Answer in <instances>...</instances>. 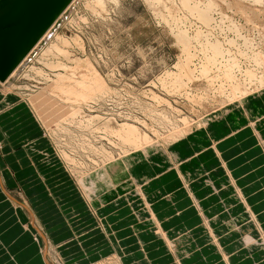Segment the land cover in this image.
I'll use <instances>...</instances> for the list:
<instances>
[{
	"label": "rangeland",
	"instance_id": "374dc122",
	"mask_svg": "<svg viewBox=\"0 0 264 264\" xmlns=\"http://www.w3.org/2000/svg\"><path fill=\"white\" fill-rule=\"evenodd\" d=\"M95 1L86 0L85 2L84 0L79 3H73L72 1L60 15L57 20L58 22H55L56 25L51 28V38L44 41L45 43L43 42L36 49L30 57L31 59H29L17 75L18 77L16 76L10 80L5 87H3L0 81V182L2 183L4 178L1 173L5 172L6 176H8L6 180L8 183L5 186L10 197L13 199L14 208L20 206L22 210L24 208L30 215V223L35 229V240L41 247L44 264L78 263L75 262L74 259L76 258L74 256L72 258L69 257L70 259L60 256L57 244H53L47 239L37 221L36 215L31 210L35 207V197L38 196L37 194L41 192L42 188H47L52 191L54 194L53 201L60 202L63 198L64 200L67 198L70 200L76 196L75 194L70 196L74 191L70 192L69 189L74 187L76 190L78 189V196L88 202L91 199L90 193L92 192L88 188L92 187V184H102L106 179L111 177L110 172L114 170L112 169L113 166L110 160H115L117 163L121 162L118 165L121 167L126 166H124V163L128 166L132 162L131 159L133 158L130 155L133 153L124 152L122 149L127 148L121 143L116 142L117 139L112 135L105 132L104 128L106 125H109L108 123L110 121H112L110 123L111 127L116 129L118 127L117 121H120V124H122L118 118L120 119L121 117L122 119L124 117L126 119V116H129L130 119L127 120L132 119V123H137V126L141 128V134L143 136H147L149 141H156L162 145V143H168L173 138L172 136L177 134L175 129L182 128L185 125L190 127L191 124H193V127L198 126L199 124H203L204 121L205 123L207 121L209 122L213 118H217L218 115H221V110L223 109L218 107L222 103L220 94H215L217 96L214 98L202 99L201 104L203 105L201 106L199 102L196 103L194 100L189 99L185 94V90L180 91L177 89V91V86H174L172 79L169 78V73L175 74V72L178 73L180 71L179 68L175 69V67H177L180 59H182L181 57L184 56L182 49H180L181 46L177 44L168 25L170 22L168 19L172 17L168 14L169 11L175 10L176 16L174 17L177 19L178 17H183V12H179L178 6L175 4L177 0H172V2L171 0H163L162 4H156L155 0H114L116 3L113 0H97L96 3L99 2L100 5L95 4ZM218 1L219 11H224L227 15L229 14L228 16L234 19V25L239 24L241 27L237 25L240 36L235 27H231L228 19H224L222 25L221 16L216 13H214V17L221 24H219L221 27L216 26L215 29H212V26L211 32L209 31L208 33L212 34V38L214 37L224 42L225 48L231 49L230 52L233 54V57L240 64H244L242 66H246L251 62L245 57H242L241 51L245 52L246 55L259 52L264 54V37L261 36L263 31L261 35L259 34L261 30H264V17H257L251 14L254 10L257 12L259 7L264 9V5H256L252 2L253 0H250L251 2L249 0H241L250 3V6L246 3L245 5L244 3L242 4L247 8L249 6L248 9L251 8L252 12L247 9L248 14L252 17L254 16L251 18L252 21L247 22L246 19H243L245 17L241 18L242 13L236 12L235 9V12L233 9H227L226 3L230 4L234 0ZM93 3L97 6L95 7ZM221 3H223L222 5L224 7H222ZM160 5H163L162 7L166 9H162ZM160 13L161 16L159 15ZM257 13L259 15L260 11ZM162 15L166 16L165 20H162L164 19ZM188 17H191L189 22H184H186V29L190 37L194 38L196 31L200 29L204 34H207L205 25L201 27V21L196 18L194 19V17L192 18L191 15ZM256 17L261 20L259 21L263 25L262 27L259 21L257 22ZM218 23L214 25H218ZM240 24L244 26V29ZM251 24L253 28H248L252 27ZM171 25L172 27L176 26L181 28L184 26V24L174 23L173 21ZM230 28L231 30L234 28L235 31H231ZM249 29L251 32H249ZM247 31L249 40H253L252 44L249 45L242 38V35L248 36ZM232 32L233 34L236 32L237 35H233ZM226 40H233L235 44L231 45ZM195 41L193 40L192 43L193 50L199 52L201 49V53L199 52L200 54L193 60V65L191 64L194 66L193 68L200 67V63L203 60L201 58L203 57V46ZM52 43L61 47V50L66 54L61 53L58 56L53 53H48L46 55V51ZM253 46H255L254 50L252 48ZM235 47L237 48L235 49ZM239 50L240 52H238ZM234 52H236L237 56ZM56 63L68 66L70 70L76 66L75 68L82 70L83 74L87 72V74L95 75L102 82V86L104 84L105 91L103 96L99 95L94 100L89 101V107H83L82 112L86 117L89 116V123L85 120L82 123L77 122L78 124L70 126L62 125L64 126V131H60V127L52 124L53 120L49 119L47 115H41L35 105L30 104L29 100H33L39 92H43L48 84L51 85L54 81L53 79L56 80V75L68 74L63 68L56 67ZM51 64L52 66L54 64L55 67L51 68L49 66ZM33 66L35 69H30ZM85 69H88L90 72ZM200 70L201 68L194 72L197 77L196 82L195 79L194 81L192 80L194 84L191 81L187 86L191 88H186V91L192 93L193 96H202L206 90H209L206 78L200 76ZM82 71H77L79 74L78 77L77 73L76 77L75 75L73 77L80 79L83 75ZM216 74L217 70H213L211 73L212 77L217 76ZM205 88L206 90L204 91ZM47 95L49 98L58 100L60 106L68 102L65 99L62 100L60 97L61 100L53 97L55 94L50 91ZM6 98L8 101H6ZM217 101L221 102L219 103ZM24 105L28 110L27 112L31 114V117L29 120L21 121V124H19L17 122H20L21 112L18 113V111ZM33 107L35 109L32 110ZM71 107L77 108L78 106L72 104ZM8 111H12L15 118L10 124L5 125L3 117L9 113ZM22 119L25 120L24 117ZM184 119H186L185 122ZM34 123L37 124V127H31ZM175 125H178V127L176 126L177 128L174 129ZM63 152L73 159L72 162L62 160L59 155L60 153L63 154ZM25 156H30L35 159H30L21 168L18 165L24 163L19 162ZM55 162H58L62 166L61 169H55L53 167ZM94 198L97 199L96 195ZM93 225L94 223H89L86 225V228H91ZM132 233L134 232L132 231ZM39 239L42 241L39 242ZM116 241L118 242L119 240L116 239ZM118 244L122 245L120 242ZM114 247L115 255L95 263H89L100 264L102 261H105L104 264H127L125 257H127L126 253L128 252H122L123 254L121 255L117 250V246L114 245Z\"/></svg>",
	"mask_w": 264,
	"mask_h": 264
},
{
	"label": "crops",
	"instance_id": "0c3cea01",
	"mask_svg": "<svg viewBox=\"0 0 264 264\" xmlns=\"http://www.w3.org/2000/svg\"><path fill=\"white\" fill-rule=\"evenodd\" d=\"M27 111L25 105L18 111L17 123L30 119ZM8 112L5 125L15 118ZM163 151L167 157L150 152L128 168L138 187L115 191L109 181L99 186L91 204L74 187L70 196H76L60 202L42 188L31 210L60 256H74L78 264L109 258L115 255L116 229L127 264H264V94L247 97L242 107L192 129ZM30 159L35 158L23 157L18 166ZM1 174L0 264H44L30 215L14 208L5 186L8 176ZM145 203L153 212L151 223L133 217L132 206ZM233 222L237 229L230 231ZM89 223L94 225L86 228ZM160 227L166 235L157 234Z\"/></svg>",
	"mask_w": 264,
	"mask_h": 264
},
{
	"label": "bare ground",
	"instance_id": "6f19581e",
	"mask_svg": "<svg viewBox=\"0 0 264 264\" xmlns=\"http://www.w3.org/2000/svg\"><path fill=\"white\" fill-rule=\"evenodd\" d=\"M9 0H0V20L5 17V16H8L7 14V10L9 9ZM81 1H84V0H73V3L75 2H81ZM89 1V0H87ZM97 1V0H96ZM96 1L94 2L95 4H99L100 3H96ZM105 1V0H104ZM114 1V0H113ZM150 1V0H149ZM174 1V0H173ZM220 2H222L223 0H219ZM218 1V2H219ZM232 1V0H231ZM235 1V0H234ZM233 1V2H234ZM248 1V0H247ZM246 2H243L241 0H236V2H231L230 4L229 3H226V7L227 9H235L236 12H240L242 13L243 15H241L245 18H243L244 20L246 19L247 22H250L252 21L251 18H253L252 16H250L247 11V9L249 8V4L250 3H247ZM250 1V0H249ZM86 2V0H85ZM91 2V1H90ZM102 2V1H101ZM110 2V1H109ZM115 2V1H114ZM145 2V1H144ZM156 4H159L163 2V0H155ZM168 2V1H166ZM172 2V0H171ZM230 2V1H229ZM251 2V1H250ZM254 4H261V5H264V0H253L252 1ZM93 3V4H94ZM116 3V2H115ZM242 3H245L248 4V8L246 6H244ZM92 4V3H91ZM94 4V5H95ZM119 4V3H118ZM155 4V3H154ZM177 6H178V11H182L183 12V17H178L175 18L174 16L176 11L172 10V11H169V15L172 16L170 17L168 20L170 21L169 24L168 22L165 21L166 24L169 25L170 27V30L171 32L173 33V37H175L176 41H177V44L179 46H181L180 49H182V53L184 54L183 57H181L182 59H180L179 63L177 64V67L176 68H179L180 71L178 73L175 72L174 73H169V78L172 79V82L174 83V86L176 85V90H185V94L187 97H189V99H192L194 100V102H199L200 105L202 106L203 104H201V101L202 99H207V98H214L215 94H220L221 95V101L222 103L219 104L218 107L220 108H223L221 111V115H218V117H221L223 115H225V113H229L232 109H235L236 107H242L244 102L247 100V97L251 96V95H256V94H264V54H262V52H259V53H255V54H252V55H246L245 52L241 51V55L242 57H245L249 62L251 63L250 64H247L246 66H242L244 64H240V62L237 61L236 58L233 57V54H231L230 50L225 48L224 46V42H221L219 39H216V38H212V34L211 33H208L210 30H211V27L212 29H215L216 26L217 27H221L220 23H218V20H216L214 17V13L218 14L221 16V23L224 19H228L230 21V25L231 27H235L236 31H238V27L237 25L239 26V24H235L234 25V19H232V17L228 16L224 11H219V4L217 3V0H177L176 3H175ZM174 4V5H175ZM223 3H221L222 5ZM98 5V6H99ZM102 5V4H101ZM121 5V4H120ZM224 5H225V2H224ZM224 5H222V7H224ZM253 5V4H252ZM97 5H95L96 7ZM158 6V5H157ZM161 7L163 5H160ZM151 7V6H150ZM155 7V5H154ZM252 7V6H251ZM255 7V6H254ZM253 7V8H254ZM156 8V7H155ZM154 8V9H155ZM164 7H162L163 9ZM173 8L175 9V7L173 6ZM87 9V8H86ZM97 9V8H96ZM99 9V7H98ZM101 9V8H100ZM152 9V8H151ZM153 9V10H154ZM166 8H164L165 10ZM169 9V7H168ZM226 9V10H227ZM256 9V8H254ZM94 10V9H93ZM103 10V9H102ZM102 10H99V11H102ZM109 10V9H108ZM107 10V11H108ZM161 10V9H159ZM159 10H158V13H159ZM234 10V12H235ZM249 11L252 12L251 8L248 9ZM262 10L264 9H261V7H259V10L260 11V14L258 15V11L256 12L255 10L251 13L257 17H264V11L263 13ZM91 11V10H90ZM163 11V10H162ZM167 12V11H166ZM233 12V13H234ZM92 13V12H91ZM155 13V12H154ZM158 13H156L158 15ZM232 13V14H233ZM155 14V15H156ZM167 14V15H168ZM235 14V13H234ZM161 16V13L159 14ZM165 15V14H164ZM162 15V17L164 19H161L162 20H165L166 19V16ZM168 15V17H169ZM191 15L192 18L194 17V19H198L199 21H201L202 26L206 27V31H207V34H204V32L200 29L198 31H196V34H195V37L192 38L190 37V35L188 34L187 32V29H186V22L184 21H187L189 22V19H191V17L189 18L188 16ZM107 16V15H106ZM256 17V20L257 22L260 20V19H257ZM156 18V17H155ZM177 19V20H176ZM262 19V18H261ZM181 20V22H180ZM197 20V22H199ZM225 20V21H226ZM172 21L174 23L178 22L180 24H184V26L181 28V27H172ZM228 21V22H229ZM241 21V20H240ZM243 21V20H242ZM246 21H244L246 23ZM261 21V20H260ZM260 21H259V24H260ZM264 21V20H263ZM262 21V23H263ZM58 22V21H57ZM218 23V25H214ZM192 24V23H191ZM220 24V25H219ZM247 24V23H246ZM56 25V23L52 26L54 27ZM174 25V24H173ZM176 25V24H175ZM223 25V23H222ZM241 25V24H240ZM244 25V24H243ZM250 25V24H249ZM254 25V24H253ZM256 25V23H255ZM258 25V24H257ZM261 25V24H260ZM178 26V25H177ZM180 26V25H179ZM192 26V25H191ZM242 26V25H241ZM248 26V25H247ZM246 26V27H247ZM252 26V24H251ZM263 25H261L262 27ZM51 27V28H52ZM168 27V26H167ZM190 27V26H188ZM203 27V28H204ZM228 27V26H227ZM240 27V26H239ZM244 26H242L243 28ZM264 27V26H263ZM49 29L46 34L41 38V40L35 45V47L32 49V51L24 58V60L20 63V65L13 71V73L11 74V76L4 82H2L3 84V87H5L7 85V83L10 82V80H12L13 78H15L19 72H21V69H23V67L27 64V62L29 61V59H31L30 57L32 56V54L36 51L37 48L40 47V45L46 41V40H49L51 38V34H52V29ZM241 28V27H240ZM248 28H253L252 27H248ZM257 28V27H256ZM255 28V29H256ZM194 29V28H193ZM235 29L233 28L232 30L235 31ZM244 29V28H243ZM247 29V28H246ZM263 29V28H261ZM169 30V29H168ZM197 30V29H196ZM220 30V29H219ZM225 30V29H223ZM231 30V28H230ZM231 30V31H232ZM240 30V29H239ZM242 30V29H241ZM253 30V29H252ZM258 30V28H257ZM230 31V33H231ZM263 31V33H262ZM195 32V31H194ZM211 32V31H210ZM222 32V30H221ZM240 31H238L237 33H239ZM249 32L250 29H249ZM191 33V32H190ZM213 33V31H212ZM225 33V32H224ZM262 33V35H261ZM54 34V33H53ZM219 34V33H218ZM233 34V32H232ZM236 32L233 34L235 35ZM243 34V33H242ZM262 37H264V30H261V32L259 33ZM237 35V34H236ZM240 36V33L238 34ZM247 35H248V31H247ZM58 36V35H57ZM215 36V35H214ZM219 36V35H218ZM223 36V35H222ZM228 37V36H227ZM235 37V36H234ZM234 37H233V40H234ZM62 38V37H61ZM64 38V37H63ZM219 38V37H218ZM223 38V37H222ZM225 38V37H224ZM230 38V37H229ZM242 38L243 40L245 41V43L247 45L249 44H252V41L249 40V35L248 36H244L242 35ZM59 39V38H58ZM226 39V38H225ZM224 39V40H225ZM263 39V38H262ZM52 40V39H51ZM64 40V39H63ZM193 40H196L198 42L199 45L203 46V50H202V53H203V60L201 61L200 63V67H197V68H193L194 66L193 65V60L198 56V54H200L201 52V49L198 51H194L193 50ZM233 40H226V42H229V44L233 45L235 44V41ZM238 40V39H237ZM55 41V40H54ZM70 41V40H69ZM195 41V42H196ZM53 42V40H52ZM61 42V41H60ZM243 42V41H242ZM264 42V41H263ZM45 43V42H44ZM57 43V42H56ZM77 43V41H76ZM58 44V43H57ZM57 44H54L52 43V45L47 49L46 51V55L49 53H53V54H56L59 56V54L61 55L62 54H66L64 53L62 50H61V47H59ZM68 44V43H67ZM197 44V45H198ZM50 45V44H49ZM192 45V46H190ZM239 46V44H237ZM242 45V44H241ZM63 46V44H62ZM66 46V45H65ZM191 47H192V50H191ZM200 47V46H199ZM198 47V49H199ZM240 47V46H239ZM232 48V47H231ZM234 48V46H233ZM237 47H235L236 49ZM250 48H251V45H250ZM253 50L255 49V46L252 47ZM197 49V50H198ZM260 49V48H259ZM65 50V49H63ZM69 51V50H68ZM248 51V50H247ZM246 51V52H247ZM257 51V50H256ZM240 52V50L238 51ZM252 52V51H251ZM43 53V52H42ZM181 53V54H182ZM233 53V52H232ZM235 55H236V52H234ZM250 53V52H249ZM264 53V52H263ZM41 54V53H40ZM45 55V54H44ZM67 56V55H66ZM237 56V55H236ZM41 58V57H40ZM57 58V57H56ZM200 58V57H199ZM200 58V59H201ZM244 58V59H245ZM240 59V58H239ZM46 60V59H45ZM79 62V61H77ZM244 62V61H243ZM246 62V61H245ZM44 63V61H43ZM49 63V62H48ZM55 63V62H54ZM248 63V62H247ZM42 64V63H41ZM45 64V63H44ZM56 67H61L65 70V72H67L68 74H59V75H56V80L53 79V83L51 85H47V88L43 91V92H39L38 95H36L33 100L30 99L29 102L30 104L32 105H35V107L40 111L41 115H47V117L52 121V124H55V126H58L60 127V131H64V126L67 125V126H70V125H74V124H78V123H82L84 122L85 120H87V123L88 122V119H89V116L86 117V115H84V113L82 112L83 111V107H89V101H92L94 100V98L98 97L99 95H102L104 94V84L102 86V82L95 76V75H92L90 74H83V71L82 70H78V68H71V70L68 68V66H64L63 64L61 63H56ZM87 64V63H86ZM192 64V65H191ZM46 65V64H45ZM250 65V66H248ZM51 68L52 67H55L54 64L52 66L49 65ZM81 66V65H80ZM87 66V65H86ZM78 67V66H77ZM80 68V67H79ZM88 68H89V65H88ZM192 68V69H191ZM199 68H201L200 70V76L202 77H205L206 80H207V84H208V88L209 90H206V88L204 89V93L205 94H202V96H193L192 93L186 91V88L188 89L189 87H187L192 80L194 81L195 79V82H196V75H195V71L199 70ZM30 69H35V67H31ZM80 69H83L82 67ZM74 70V71H73ZM81 72L82 71V76L80 77V79H76V73L77 71ZM86 70V69H85ZM84 70V71H85ZM86 70V71H87ZM92 71V69H90ZM213 70H217V76H214L212 77L211 73ZM35 71V70H34ZM173 72V71H172ZM57 73V72H56ZM44 74V73H42ZM81 74V73H80ZM95 74V72H94ZM197 74V73H196ZM199 74V72H198ZM73 75H75V77H73ZM78 73H77V77H78ZM199 76V77H200ZM18 77V76H17ZM167 79V78H166ZM199 79V78H198ZM201 79V78H200ZM166 81V80H165ZM192 81V82H193ZM12 82V81H11ZM203 82V81H202ZM171 83V82H170ZM169 83V84H170ZM172 84V83H171ZM194 84V82H193ZM206 84V82H205ZM169 86V85H168ZM173 86V87H174ZM171 87V88H173ZM262 87V88H261ZM191 88V87H190ZM177 90V91H178ZM200 90V89H199ZM49 91L51 93H54L55 95L53 97L55 98H58V99H62V100H66L68 101L67 104H62V106H60V102L56 99H53V98H49V96L47 95L49 93ZM8 93H11V92H8ZM59 93V94H58ZM182 93V92H181ZM62 95V96H61ZM117 95V94H116ZM218 95V96H220ZM105 96V95H104ZM60 97V98H59ZM64 97V98H63ZM99 98H102V97H99ZM157 98V97H156ZM172 98V97H170ZM218 98V97H217ZM60 99V100H61ZM104 99V98H103ZM98 100V99H97ZM215 101V100H214ZM213 101V102H214ZM220 101V102H221ZM219 102V101H217ZM216 102V104H217ZM219 102V103H220ZM95 103V102H94ZM97 103V102H96ZM138 103V102H137ZM77 105L78 107L77 108H72L71 105ZM187 104V103H186ZM210 104V103H209ZM91 106V105H90ZM35 109L34 107L32 108V110ZM216 110V109H215ZM218 111V110H217ZM215 112V111H214ZM86 113V112H85ZM40 116V115H39ZM135 117V116H134ZM159 118V117H158ZM92 119V118H91ZM125 118L123 117L121 119L118 118V120H121L122 124H120V121H117V124H118V127H116V129L112 128L110 123L112 121H110L108 124L109 125H106V127L104 128L105 132L109 133L110 135H112L116 140V142H119L121 143L122 145L125 146V148L127 149H122L124 152H127V153H133L131 154L130 156L133 158L131 159L132 162L127 166V164L124 163V166L125 167H121V166H118L119 164H121V162H116L115 160L112 161L110 160V163L112 164L113 166V170L112 172H110V178L109 179H106L104 183L102 184H107L109 181L112 182L113 186H115V191L119 188H121L123 190V192H125V190L129 187V185L131 186H137V181H135V179H133V177H131L130 175H127V170L128 168L134 164V161L138 160V158H144V157H147L149 155L150 152L152 153H156V154H159L161 155L162 157H167V155L165 154V152L163 150H165V147H168V145L172 144L174 141L176 140H179L185 136L188 135V133L194 129V128H197V127H203L204 126H207L210 122H212L214 120V118L212 120H210L209 122L207 121L203 124H199L198 126H192L193 124L190 125V127L187 125H185L184 127H179V129L177 128L178 125H175L174 129L176 130V133L175 136H172L173 138H171L169 140L168 143L166 144H163L162 145L159 143V142H154V141H149V139L147 138V136H143L141 134V128H139L137 125V123H132V119L131 120H127V119H130L129 116H126V119L124 120ZM216 119V118H215ZM56 120V121H55ZM98 120V119H97ZM202 120V118H201ZM138 121V120H136ZM186 121V119H184V122ZM78 122V123H77ZM116 122V120H115ZM86 123V122H85ZM84 124V123H83ZM143 124V123H142ZM141 124V125H142ZM64 125V126H62ZM88 125V124H87ZM144 125V124H143ZM218 125V124H217ZM257 125V124H256ZM53 126V125H52ZM177 126V127H176ZM183 126V125H182ZM192 126V127H191ZM238 126V125H237ZM151 127V126H150ZM81 128V127H80ZM247 128V127H246ZM88 129V127H87ZM53 131V130H52ZM66 132V131H65ZM82 133V132H81ZM146 134V133H145ZM148 135V134H147ZM111 136V137H112ZM165 136V135H164ZM108 138V137H107ZM103 140V139H102ZM226 140V139H225ZM112 141V140H111ZM162 142V141H161ZM103 143V142H102ZM117 144V143H116ZM146 144V146H145ZM221 144V143H220ZM119 146V145H118ZM91 147V146H90ZM94 147V145H93ZM92 147V148H93ZM97 147V146H96ZM95 150V149H94ZM115 150V149H113ZM110 151V150H109ZM62 160L64 161H69V162H72L73 159H71L70 156H68L65 152L60 153L59 155ZM123 156V155H121ZM117 157V156H116ZM149 157V156H148ZM115 159V158H114ZM127 159V158H126ZM129 159V158H128ZM172 162V161H171ZM105 163V162H104ZM119 167V168H118ZM75 168V167H74ZM106 168V167H105ZM97 169V168H96ZM109 169V167H108ZM111 169V168H110ZM111 169V170H112ZM72 170V169H71ZM199 170V169H198ZM105 172V171H104ZM109 172V171H108ZM88 174V172H87ZM104 175V174H103ZM107 176V175H106ZM79 177V176H78ZM93 177V176H92ZM182 177V176H181ZM100 179V178H99ZM132 179V180H131ZM94 180V178H93ZM206 181V180H205ZM92 182V181H91ZM186 182V181H185ZM204 182V181H203ZM206 183H208V181H206ZM86 184V182H85ZM88 185V184H87ZM101 184H92L90 188H88L90 190V194H91V199L88 200L89 203L91 204L92 201L95 199L94 196L96 195V198H97V194H98V188ZM89 187V186H87ZM138 187V186H137ZM143 187V186H142ZM141 189V188H140ZM215 189V188H214ZM105 191V190H104ZM214 191V190H213ZM216 191V190H215ZM214 191V192H215ZM105 196V195H103ZM137 197V196H135ZM195 201L197 202V206L199 205L198 204V198L195 197ZM139 207H134L132 206V209L134 210V214H133V217L134 216H137L138 218H141V219H145L147 221V223H151V221H149V219H151L152 217V209L150 208L151 206L148 204V203H145V205L143 207L140 206V204H138ZM141 209V210H140ZM201 209V208H200ZM135 211H138L137 213H135ZM203 212V211H202ZM96 213L98 214L97 210H96ZM253 213V212H252ZM254 215V214H253ZM251 214V217L255 220V216H253ZM154 216V215H153ZM155 217V216H154ZM148 219V220H147ZM154 219V218H153ZM152 219V222L154 223V225L157 227V225L159 224L160 226V223L158 222V220L155 218V220L153 221ZM152 223V224H153ZM158 223V224H156ZM158 226V227H159ZM163 227V226H162ZM140 228L142 229V227L140 226ZM144 228V226H143ZM161 228V227H160ZM228 228L230 229V231H234L237 229L236 225L233 223H229L228 224ZM114 229V228H113ZM264 229V228H263ZM136 230V228L134 229ZM162 230V228H161ZM161 230L158 229L156 232L159 236H164L166 235L167 232H165V230L163 231L162 230V233H161ZM117 237H112L113 238V243L115 246H117V250L118 252L122 255L123 253L122 252H125L126 250L124 246L122 245H119L118 242L122 243V240L119 238V230H116L114 229ZM136 231H139L140 230H136ZM228 231V230H227ZM263 233V232H262ZM261 234V233H260ZM262 235V234H261ZM116 239H118L119 241L117 242ZM171 240V239H170ZM169 240V241H170ZM172 245V244H171ZM173 246V245H172ZM173 248V247H171ZM120 259V258H119ZM105 261H102L100 264H104Z\"/></svg>",
	"mask_w": 264,
	"mask_h": 264
},
{
	"label": "water",
	"instance_id": "95a60500",
	"mask_svg": "<svg viewBox=\"0 0 264 264\" xmlns=\"http://www.w3.org/2000/svg\"><path fill=\"white\" fill-rule=\"evenodd\" d=\"M73 0H9L0 20V81H6Z\"/></svg>",
	"mask_w": 264,
	"mask_h": 264
}]
</instances>
